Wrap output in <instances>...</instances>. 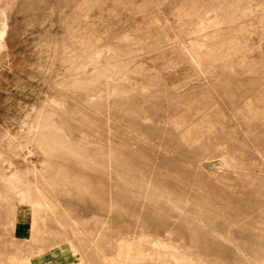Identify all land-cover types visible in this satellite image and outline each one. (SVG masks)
<instances>
[{
	"label": "rangeland",
	"instance_id": "obj_1",
	"mask_svg": "<svg viewBox=\"0 0 264 264\" xmlns=\"http://www.w3.org/2000/svg\"><path fill=\"white\" fill-rule=\"evenodd\" d=\"M0 264H264V0H0Z\"/></svg>",
	"mask_w": 264,
	"mask_h": 264
}]
</instances>
